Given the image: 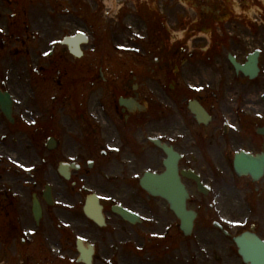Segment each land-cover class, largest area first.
Masks as SVG:
<instances>
[{
	"label": "flooded vegetation",
	"instance_id": "af4514ba",
	"mask_svg": "<svg viewBox=\"0 0 264 264\" xmlns=\"http://www.w3.org/2000/svg\"><path fill=\"white\" fill-rule=\"evenodd\" d=\"M202 10V18L173 4L167 11L193 44L207 43L184 81L174 76L184 68L171 72L165 62L152 72L112 67L108 77L90 65L75 83L105 86L99 97L78 88V97L48 104V72L41 55L33 59L32 98L14 104L13 123L0 108V264H86L85 251L92 264H244L235 237L264 240L263 93L253 83L222 81L237 33L245 41L248 29L264 54V20L256 30L225 18L220 4ZM0 89L9 91L5 83ZM169 151L178 155L175 176L166 174ZM251 157H259L254 170ZM147 172L157 177L151 189ZM180 203L196 216L190 233Z\"/></svg>",
	"mask_w": 264,
	"mask_h": 264
},
{
	"label": "rangeland",
	"instance_id": "374dc122",
	"mask_svg": "<svg viewBox=\"0 0 264 264\" xmlns=\"http://www.w3.org/2000/svg\"><path fill=\"white\" fill-rule=\"evenodd\" d=\"M31 1L35 2L34 8L31 11L29 9L26 10V14L23 12V9L31 8L32 6L27 7V5H25V7L21 9L20 6L17 7L15 4L10 6L3 0H0V29H2V31H0V86L6 83L8 89L14 95L16 104L20 106L25 103L28 97L32 98L28 91L29 87H31V81L28 76L29 73H32L29 68L31 62L33 59L38 58L39 55H43V57L46 58L44 54L51 48L56 49V53L53 55L52 59L47 57V59L43 61V65L48 73L44 78V80L46 79L43 82L45 84V89L42 92L48 97V104H53V100L51 99H54V97H57L56 99L65 97V95H62L60 88H56V85L60 87L61 84L63 87V84L61 83L62 81L59 82L60 80L58 78L60 75L54 70L55 67L58 68L57 66H59L57 63L59 59L65 57L64 51L66 48L60 45L59 41L68 35H73L80 31L86 32L90 36V41L88 44L84 45V49L88 52L96 51V54L102 53L103 59L96 60L88 56L89 58L86 59L75 60L73 56L71 57L70 55L68 61H66L68 66H82L85 65L84 62H87L88 66L89 63L97 67L103 65L105 68H111L110 71L105 70V75H107V77L113 72L112 67L114 66L121 68L124 64L126 65L129 63L133 67H139L141 64V66L150 69L149 71L152 72L151 69L160 66L162 61H167V58H169V66L166 63L164 66L168 67L169 71L176 72V67L181 65L180 67L184 69H182L178 75L174 76L180 81H184L183 78L185 76L182 72L184 70L190 71L191 68L189 69V67H193L194 62L203 59L206 55L205 49L207 48V43L194 42L193 44L189 37L187 39H182L181 33L187 30V27L183 25L176 27L173 25L175 20L167 17L166 13L170 10L173 0H108V4L112 6L110 9L104 4L105 0ZM143 1L145 3H143ZM40 2H42L43 5H41ZM122 4H126L125 10H127V16H125V20L120 25L119 23H117V25H112L109 19H111V15H114ZM145 4L149 8L156 6L157 9L160 7L162 12L165 11V14H162V16L163 20L166 21V27L165 25H161L160 27H158V25L155 26L152 23V16L148 9L145 12L141 10L142 13L138 14L136 9H138V7L141 8V6L145 8ZM175 4H181L183 7L186 6L188 12H193L194 9L199 7V14L202 17H205L202 7L220 4L228 13L227 17L229 14L236 15L235 13H240L238 17L242 18L244 23L250 28L253 27L255 29H259L258 24L262 22V19L264 20V0H176ZM14 8H17L18 12L13 15L16 11ZM180 8L182 9L181 6ZM131 13L135 15L132 16ZM198 17L199 16H195L194 18L197 19ZM55 18L63 19L64 21H62L61 24L57 21L51 22V19ZM179 18L181 19L180 15ZM194 18L192 17V19ZM255 20H258L259 23H256ZM175 28H177V34L174 32ZM165 30H168L167 35L165 34ZM161 31L164 33V36H162ZM247 31L248 33L245 41H243L242 38H236L239 34L237 33L234 38L236 45H229L230 48L225 52L222 81L227 84L247 83L248 85V83H253L258 88V94H264V54L260 58L262 71L255 80H249L242 74L235 75L227 59L228 54H232L237 57L239 61H246L249 52H251L253 48L260 47V41L257 39L253 40L248 29ZM156 32H158L157 36ZM158 37L165 38L156 42V38ZM175 40L177 43L176 47H172ZM241 42L244 43L241 44ZM229 44H231V42ZM239 44H241L240 52L238 47ZM159 48L161 52H159ZM186 48L189 52L193 53L190 66L188 62H178L181 61L180 58H182L179 54V50L183 51ZM176 49H178V53L175 52ZM94 57L93 55V58ZM111 58L113 59L111 60ZM196 66L197 65H194V67ZM126 67L131 68L129 65ZM214 67L215 65L210 66V68ZM47 75L51 78L49 82L47 81ZM154 77L155 74L150 76V78ZM68 79H73V75L68 76ZM68 79H64V81ZM187 79L189 81L199 82L189 77H187ZM215 81H217V79ZM104 87L105 86H91L89 84V86L86 87L87 90H85L90 95V98H97L99 97L98 90H102ZM32 89L38 96L39 93L35 85ZM55 111L56 109L53 110V112Z\"/></svg>",
	"mask_w": 264,
	"mask_h": 264
},
{
	"label": "water",
	"instance_id": "95a60500",
	"mask_svg": "<svg viewBox=\"0 0 264 264\" xmlns=\"http://www.w3.org/2000/svg\"><path fill=\"white\" fill-rule=\"evenodd\" d=\"M80 54V53H79ZM258 52L255 54H252L249 56L248 62L245 65H239L235 63V60H233L234 64L236 65L238 70L243 71L246 75H249L251 78H254L258 72ZM4 100L2 103V106H5L8 108V104H11V96L9 94L3 95L0 92V102ZM7 113H11L10 110H7ZM238 244L241 248V254L244 255L245 258H247L248 262H251V264H264V256H257L255 253L257 251H263L264 250V243L260 241L257 237L254 236H243L241 239H238ZM256 257L255 261L253 257Z\"/></svg>",
	"mask_w": 264,
	"mask_h": 264
},
{
	"label": "bare ground",
	"instance_id": "6f19581e",
	"mask_svg": "<svg viewBox=\"0 0 264 264\" xmlns=\"http://www.w3.org/2000/svg\"><path fill=\"white\" fill-rule=\"evenodd\" d=\"M86 34V33H85ZM86 36L88 37V35L86 34ZM85 37H83V39H84ZM89 38V37H88ZM173 172L176 174V172H177V169H176V166H174V168H173ZM98 214H100V211L98 212ZM101 215V214H100ZM239 254H240V256H241V258L243 259V261L245 262V263H247V258H245L244 257V255H242L240 252H239Z\"/></svg>",
	"mask_w": 264,
	"mask_h": 264
},
{
	"label": "snow or ice",
	"instance_id": "6c2138e0",
	"mask_svg": "<svg viewBox=\"0 0 264 264\" xmlns=\"http://www.w3.org/2000/svg\"><path fill=\"white\" fill-rule=\"evenodd\" d=\"M0 31H2V29H0Z\"/></svg>",
	"mask_w": 264,
	"mask_h": 264
}]
</instances>
